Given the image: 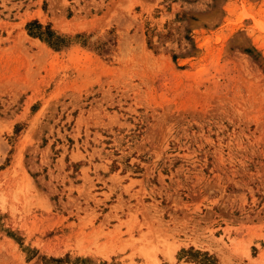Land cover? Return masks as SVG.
I'll use <instances>...</instances> for the list:
<instances>
[{
  "label": "rangeland",
  "instance_id": "374dc122",
  "mask_svg": "<svg viewBox=\"0 0 264 264\" xmlns=\"http://www.w3.org/2000/svg\"><path fill=\"white\" fill-rule=\"evenodd\" d=\"M0 264H264V0H0Z\"/></svg>",
  "mask_w": 264,
  "mask_h": 264
}]
</instances>
